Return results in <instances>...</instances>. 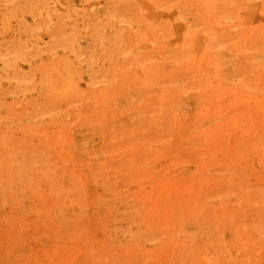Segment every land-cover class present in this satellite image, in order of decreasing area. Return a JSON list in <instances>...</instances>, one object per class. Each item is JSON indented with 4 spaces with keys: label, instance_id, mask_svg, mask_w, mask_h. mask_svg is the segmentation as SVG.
Listing matches in <instances>:
<instances>
[{
    "label": "rangeland",
    "instance_id": "obj_1",
    "mask_svg": "<svg viewBox=\"0 0 264 264\" xmlns=\"http://www.w3.org/2000/svg\"><path fill=\"white\" fill-rule=\"evenodd\" d=\"M0 264H264V0H0Z\"/></svg>",
    "mask_w": 264,
    "mask_h": 264
}]
</instances>
